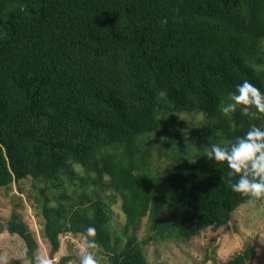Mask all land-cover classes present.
I'll return each mask as SVG.
<instances>
[{
    "label": "trees",
    "instance_id": "16d2710c",
    "mask_svg": "<svg viewBox=\"0 0 264 264\" xmlns=\"http://www.w3.org/2000/svg\"><path fill=\"white\" fill-rule=\"evenodd\" d=\"M245 80L264 92V0H0V189L44 184L36 203L52 254L60 235H80L100 264H149L151 243L229 229L235 209L264 198L232 191L239 174L204 152L264 128V113L220 110ZM180 115L204 117L185 145ZM154 155L172 161L161 178ZM117 202L125 223L112 235ZM6 229L33 262L25 223L13 215ZM255 254L246 244L212 264Z\"/></svg>",
    "mask_w": 264,
    "mask_h": 264
},
{
    "label": "rangeland",
    "instance_id": "374dc122",
    "mask_svg": "<svg viewBox=\"0 0 264 264\" xmlns=\"http://www.w3.org/2000/svg\"><path fill=\"white\" fill-rule=\"evenodd\" d=\"M203 116L180 115L174 122V132L182 143L189 144L192 136L200 130ZM172 161L154 155L153 166L157 176L163 177ZM44 184H36L30 178L12 183L8 188L0 189V264H40L41 260L49 264L57 262L63 256H72L68 264H80V259L86 248L85 238L80 235L64 234L59 236V250L52 254L50 245L42 238L44 220L37 208V189ZM46 195L51 197L55 190L47 185ZM162 191V190H161ZM109 203V201H107ZM17 216L25 223L29 232L35 237L38 248L34 261L26 257V246L18 235L7 231V223ZM110 221L108 227L112 235L119 234L125 223V216L120 203H111L109 207ZM149 234L148 221L143 219L138 231V239ZM249 244L255 249V256L248 264H264V201L250 200L235 209L231 214L230 228L218 230L206 229L199 236L187 241L177 239L160 240L147 245L144 253L149 264H212L229 260L243 246ZM95 259L100 264V256L94 251Z\"/></svg>",
    "mask_w": 264,
    "mask_h": 264
},
{
    "label": "clouds",
    "instance_id": "9594fccd",
    "mask_svg": "<svg viewBox=\"0 0 264 264\" xmlns=\"http://www.w3.org/2000/svg\"><path fill=\"white\" fill-rule=\"evenodd\" d=\"M230 99L231 102L220 109L226 115L234 112L239 105H243V113L251 117L264 113V92L247 80L237 86V92ZM204 156L218 162H227L228 167L233 170L228 173L229 178L239 174L235 182L228 180L232 191L256 199L264 198V128L253 125L245 136L238 137L234 142L227 141L223 146L212 143L205 150ZM87 234L94 237L96 229L89 227ZM96 247L95 240L86 242V248ZM40 264H49V261L41 260ZM80 264H98V261L92 252L85 251Z\"/></svg>",
    "mask_w": 264,
    "mask_h": 264
}]
</instances>
